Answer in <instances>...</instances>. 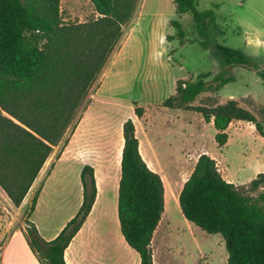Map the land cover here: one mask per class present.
I'll return each mask as SVG.
<instances>
[{
    "label": "trees",
    "instance_id": "16d2710c",
    "mask_svg": "<svg viewBox=\"0 0 264 264\" xmlns=\"http://www.w3.org/2000/svg\"><path fill=\"white\" fill-rule=\"evenodd\" d=\"M136 1L89 0L96 18L76 24L64 22L60 0H0V189L15 208L20 207L53 148L62 141L66 144L64 137L73 129L76 111L119 45L122 27L131 19ZM172 3L177 19L191 16L198 35L195 42L211 53L220 69L216 74H199L195 80H176L173 93L160 106L200 114L204 123H212L218 147L227 143V129L233 122L250 123L264 136V123L234 100L211 107L192 105L200 95L215 94L234 82L236 67L264 82V65L217 42L222 32L212 9L199 11L197 0ZM169 24L177 32L166 40L179 38L184 44L178 20ZM133 107L134 115L142 117L144 109L135 103ZM122 133L119 230L140 264H153L150 243L164 210L165 187L142 160L131 119L123 123ZM80 182L81 205L53 240L41 238L26 219L24 237L39 264H66L64 251L94 203L92 167L82 168ZM263 184L264 173H259L249 189L255 191ZM38 193L30 200L28 216ZM178 206L188 223L221 237L226 264H264V191L255 199L240 193L222 178L215 160L201 154L182 185Z\"/></svg>",
    "mask_w": 264,
    "mask_h": 264
},
{
    "label": "rangeland",
    "instance_id": "374dc122",
    "mask_svg": "<svg viewBox=\"0 0 264 264\" xmlns=\"http://www.w3.org/2000/svg\"><path fill=\"white\" fill-rule=\"evenodd\" d=\"M172 1H136L139 12L145 15L160 14L171 16L170 21L178 20L184 33V44H180L179 38L168 40L170 44L164 50V56L172 69L154 68L138 71L126 92L139 99L140 104L132 100L127 103L119 101L127 110L107 109L110 118L129 113L128 109L134 108L133 103L145 111L151 101H158L164 97L168 88L171 86L174 88V83L178 79L195 80L202 73H218L220 69L218 62L208 50L202 49L195 42L198 35L191 16L184 14L177 19ZM135 9L129 22L122 27V38L136 14ZM197 9L213 10L216 23L222 32L216 39L218 43L238 49L254 58L260 65H264V0H197ZM60 11L64 22L67 23L83 24L96 18L89 0H60ZM166 31L173 34L172 36L177 32L170 24ZM232 74L234 82L225 85L215 94L200 95L192 105L211 107L234 100L240 107L250 111L258 121L264 123V82L254 73L240 67L234 68ZM106 79L107 75L104 71L101 72L76 111L72 125L77 117L82 116L97 87ZM147 120L153 125L152 137L156 142L154 162L156 168L163 173L164 182L168 180L176 187L180 184L182 188L192 172L194 158L202 153L216 159L222 178L233 184L240 193L255 199L264 191V184L255 191L249 189L250 181L255 179L257 174L264 173V136H260L252 124L240 121L231 123L227 129V143L223 147H218L213 139L215 130L212 126L205 125L198 113L183 110L163 112L161 108H151L148 110ZM71 131L70 127L64 138H67ZM175 135L176 142L171 147L164 143L168 139H173ZM62 143L63 141L53 148L47 165L41 169V174L46 172L49 164L56 159ZM59 169L56 178L49 182V186L45 187L42 194L37 218L43 226L47 224L56 226L74 211L77 202V190L71 171L73 167L61 162ZM35 193V189H29L20 207L15 208L0 189V216L6 219L8 231L16 226L26 227L30 200ZM187 225L176 204L169 198L164 205L162 223L154 243L159 263L204 264L203 261L207 260V264H223L224 254L225 257L227 254L224 243L219 244L218 240H222L221 237L208 235L193 225H189L192 228ZM201 253L205 255L199 258Z\"/></svg>",
    "mask_w": 264,
    "mask_h": 264
},
{
    "label": "crops",
    "instance_id": "0c3cea01",
    "mask_svg": "<svg viewBox=\"0 0 264 264\" xmlns=\"http://www.w3.org/2000/svg\"><path fill=\"white\" fill-rule=\"evenodd\" d=\"M135 12L136 14L126 34L116 50L112 52L102 70L107 75L106 81L97 87L93 99L82 116L77 117L72 125L73 129L70 135L66 138L67 142L65 145L62 143L56 159L49 164L46 172L41 174L51 156L48 158L30 188L31 190L35 189V192L39 190V193L34 210L29 216V221L34 224L41 238L50 241L73 218L81 205L83 189L80 182V172L82 168L84 166L93 168L96 188L94 203L82 226L64 251L66 264H140L139 256L125 243L120 234L117 217L120 161L124 145L122 126L127 119L132 120L142 160L150 170L157 173L162 179L163 173L156 168L154 162L156 142L152 137L153 125L148 122L147 114L151 108H161L163 112L165 110L175 112L179 110H171L160 106L161 102L173 93L174 88L171 86L167 89L164 97L158 101H151L147 105L140 118L134 115L133 108L128 109L129 113L115 118H110L107 114V109H126L125 106H121L119 101L127 103L132 100L140 104L139 99L130 96V94L128 95V92H126L131 85V80L135 78L138 71H148L154 68L172 69L170 62L164 56V50L170 44L166 40V36L173 35L166 31L171 16L145 15L141 11L139 12L138 6H136ZM204 124L212 126V123ZM176 138L175 135L173 139H168L164 143L171 147L176 142ZM199 155L194 158L192 164L195 165ZM211 158L217 164L216 159ZM61 162L73 167L71 171L77 190V202L74 211L56 226L51 224L43 226L37 218L38 211L41 208L42 194L45 187L49 186V182L53 178L55 179L60 172L59 164ZM180 190L181 188L176 190L177 197ZM162 218L163 213L150 243L153 264H160L157 260L154 243ZM185 222L188 227L192 228V226H189L192 224L186 220ZM7 227L6 219L0 216V264H39L25 240L24 226H16L10 231ZM218 241L219 244L223 243L222 240ZM203 255L205 254H199V258ZM226 260L227 257L224 254L223 264H226ZM203 263L207 264V260H204Z\"/></svg>",
    "mask_w": 264,
    "mask_h": 264
},
{
    "label": "bare ground",
    "instance_id": "6f19581e",
    "mask_svg": "<svg viewBox=\"0 0 264 264\" xmlns=\"http://www.w3.org/2000/svg\"><path fill=\"white\" fill-rule=\"evenodd\" d=\"M163 183L165 186V205H166L167 200L169 201V198H171V200L177 204V209L179 210L178 197L176 196V190L180 188V184L178 185V187H176L173 183H170L168 180L166 182L163 181Z\"/></svg>",
    "mask_w": 264,
    "mask_h": 264
}]
</instances>
